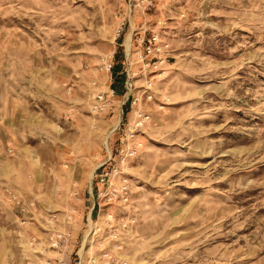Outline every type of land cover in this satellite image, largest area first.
Returning <instances> with one entry per match:
<instances>
[{
	"label": "rangeland",
	"instance_id": "374dc122",
	"mask_svg": "<svg viewBox=\"0 0 264 264\" xmlns=\"http://www.w3.org/2000/svg\"><path fill=\"white\" fill-rule=\"evenodd\" d=\"M0 264H264V0H0Z\"/></svg>",
	"mask_w": 264,
	"mask_h": 264
},
{
	"label": "trees",
	"instance_id": "16d2710c",
	"mask_svg": "<svg viewBox=\"0 0 264 264\" xmlns=\"http://www.w3.org/2000/svg\"><path fill=\"white\" fill-rule=\"evenodd\" d=\"M114 67H115V66L113 65V66H112V70H113V71H115ZM112 73H113V72H112ZM118 79L121 80V79H122V75H117V74L114 75V81H115V80H118Z\"/></svg>",
	"mask_w": 264,
	"mask_h": 264
},
{
	"label": "built area",
	"instance_id": "2783aa9c",
	"mask_svg": "<svg viewBox=\"0 0 264 264\" xmlns=\"http://www.w3.org/2000/svg\"><path fill=\"white\" fill-rule=\"evenodd\" d=\"M108 66H109V64H108ZM97 96H98V97H101V96H102V94H97Z\"/></svg>",
	"mask_w": 264,
	"mask_h": 264
}]
</instances>
